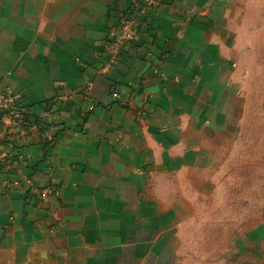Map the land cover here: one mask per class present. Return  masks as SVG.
I'll list each match as a JSON object with an SVG mask.
<instances>
[{
	"label": "crops",
	"instance_id": "1",
	"mask_svg": "<svg viewBox=\"0 0 264 264\" xmlns=\"http://www.w3.org/2000/svg\"><path fill=\"white\" fill-rule=\"evenodd\" d=\"M134 1L0 0V90L57 134L13 138L0 122V264H167L187 193L232 169L254 170L246 188L261 193L263 10L161 0L109 67V31ZM241 241L263 259L264 220Z\"/></svg>",
	"mask_w": 264,
	"mask_h": 264
},
{
	"label": "rangeland",
	"instance_id": "2",
	"mask_svg": "<svg viewBox=\"0 0 264 264\" xmlns=\"http://www.w3.org/2000/svg\"><path fill=\"white\" fill-rule=\"evenodd\" d=\"M255 1L263 10L255 18L257 26L264 30V0ZM257 43L263 55L264 39ZM241 171L232 169L230 177H220L212 192L186 194L183 208L178 210L182 213L179 227L168 224L167 264H264V251L260 252L263 259L257 260L249 256L253 247L241 241L247 230L264 220V175L261 193H254L246 188H253L254 178L249 177L254 170H249L250 175Z\"/></svg>",
	"mask_w": 264,
	"mask_h": 264
},
{
	"label": "built area",
	"instance_id": "3",
	"mask_svg": "<svg viewBox=\"0 0 264 264\" xmlns=\"http://www.w3.org/2000/svg\"><path fill=\"white\" fill-rule=\"evenodd\" d=\"M160 3L161 0H135L129 13L120 17L119 23L110 29L103 50L109 67L117 64L122 51L127 46L139 40L138 19L148 15L150 10L159 6ZM115 95L117 96V93ZM43 119V117L32 118L30 110L21 105L16 95L0 90V122L2 126L9 127L13 138L16 137L18 131L38 126L43 130L46 142L53 144L57 137L55 125L48 124ZM9 155L7 151L0 150V163Z\"/></svg>",
	"mask_w": 264,
	"mask_h": 264
}]
</instances>
